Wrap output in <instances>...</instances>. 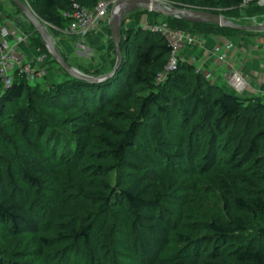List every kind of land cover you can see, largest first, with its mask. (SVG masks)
<instances>
[{
    "label": "trees",
    "instance_id": "obj_1",
    "mask_svg": "<svg viewBox=\"0 0 264 264\" xmlns=\"http://www.w3.org/2000/svg\"><path fill=\"white\" fill-rule=\"evenodd\" d=\"M29 1L36 7L37 17L59 29L68 21L61 13L69 10L72 3L90 8L99 2ZM193 2H198L199 9L214 13L217 12L202 6L209 4L238 11L236 15L224 16L240 25L250 24L251 17L259 22L264 16V6H258L255 1L245 8L240 7V0ZM165 19L174 25L232 34L226 37L229 39L259 33L174 17ZM101 28H107V24ZM27 35L31 46L46 54L47 63L53 61L39 34L34 30ZM69 36L77 44L78 38ZM112 48L114 50L113 44ZM120 48L122 63L109 80L87 83L62 71L67 79L47 88L49 95L43 100L37 91L42 83L28 85L15 76L10 88L0 96V119L4 108H8L10 114L4 119H9L10 126L18 127L21 140L15 146L0 129V233L10 237H34L40 234L47 218L40 215L42 210L52 214L50 208L71 207L78 215L63 218L53 237L34 239L35 247L30 254L39 258L44 248L54 242H73L83 250L84 260L79 264H110L98 252L100 234L109 229L110 215L117 209L124 220L114 223V234L126 243L122 250L129 251L132 264H204L206 256L210 258L207 264H264V224L249 231L250 218L264 220V100L242 97L208 83L193 64L186 62H180L177 69L157 85L156 78L170 53L166 40L158 33L140 27L124 37L121 32ZM139 88H143L146 95L140 100L136 113L127 115L124 122H119L117 132H110L102 139L103 151L97 157L104 166L81 170L86 156L84 140L92 127L90 120L110 106V103L103 105L104 95L109 89H121L125 103H129ZM67 96L73 97V104L66 105ZM44 101L55 102L59 110L72 107L70 120L77 142L70 162L65 155L57 156L56 151H46L43 147L34 151L33 139H39L47 131L46 142L57 139L40 116L39 108ZM87 112L93 113L85 114ZM63 161L68 169L62 165ZM56 169L59 175H54ZM111 170L117 172L115 185L107 178ZM195 174L213 175L212 182L222 201V215L203 218L192 225L194 233L205 232L211 236L212 248L210 252L202 250L190 237L177 232L175 239L183 247L171 257L164 256L173 229L169 219L179 220L182 213L170 212L166 206L180 193L172 198L161 190V184L171 180L175 188L178 179L191 182ZM5 178L11 189L5 184ZM64 178L69 181L72 178L75 187L89 191H78V196L70 203L60 185ZM18 187L25 197H19L17 190L15 193ZM191 188L198 191L195 185ZM179 189L183 188H176ZM15 255L22 256L19 250ZM69 260L62 257L61 264H69Z\"/></svg>",
    "mask_w": 264,
    "mask_h": 264
},
{
    "label": "rangeland",
    "instance_id": "obj_2",
    "mask_svg": "<svg viewBox=\"0 0 264 264\" xmlns=\"http://www.w3.org/2000/svg\"><path fill=\"white\" fill-rule=\"evenodd\" d=\"M22 1L26 5H28L30 9L38 16L36 7H34L29 0ZM161 1H165L179 7L194 9L200 8V6H197L198 2H193V0H181V2H177L176 0ZM189 3H192V5ZM206 6L209 7L212 11L225 16H233L238 13V11L235 10L233 12L220 9L216 5L205 4L202 7ZM0 14L5 19L13 22L16 26L23 27L26 34H31V32L34 31L27 20L24 18V16L21 14V12L18 11L16 7L8 0H0ZM20 18L23 20L21 21ZM41 21L45 24L48 31L50 32L55 46L59 50L60 54L65 58L66 62L70 66L82 72L94 75H100L102 73L109 72L113 68L112 66H114L115 63V52H113L114 50L111 44L108 25L107 28H101L102 25H100L97 34L86 39V42L84 43V47H86V49L81 48L80 51H78V49L76 48V42L69 38V35L71 34H68L62 28L59 29L48 24L43 19ZM145 25H164L172 30L185 29V31L187 30L186 32L191 31L194 33V35L200 36L201 38L205 36L207 39H212L214 36L219 38H226L227 36L232 35L214 33L205 29H200L199 27L193 28L190 26L184 27L177 24L174 25L172 24V22L169 23V21H167L165 17L148 14L147 11L138 9L125 14L122 24V37L126 36V34L130 30H134L137 27L141 28ZM234 38L237 40L238 47H242L243 45L245 48L257 49V43L259 42L258 40L261 38V40L264 39V33L259 32L258 34H251L244 37ZM238 42L243 43L241 45ZM47 65L48 68L44 78L42 79V84L37 88V91L41 93L40 97L43 100H47V97L49 95L47 88L50 89L54 84L60 83L67 79L65 74H63L62 70L59 68V65L54 60H48ZM194 67L198 69L195 65ZM161 73L162 70L160 74ZM224 78V85H227V77L224 76ZM165 79L166 76L159 82H157L156 80V84H162ZM208 83L211 82L208 81ZM120 91L121 89H109L104 95L103 105H107L108 103H110V106L107 105L103 114L94 115L90 120L92 127L90 134L86 136V139L84 140L86 156L80 165L81 170H96L98 166H104V164L98 161L97 157L103 151L102 139L110 132H117L119 122H124V118H126L127 115L136 113V110L140 105V100L143 99V97L146 95V91L143 88H139L135 91L133 99L130 100L129 103H125L126 100L124 99V96L122 95V93H120ZM235 93L239 96L241 95V93ZM256 97L264 100L263 94ZM67 98L68 99H66V105H71L74 103L72 102V96H67ZM78 102L81 101L78 100ZM42 103L43 105H41V107L39 108L40 116L47 121L48 130L54 132L57 139L55 142H46L48 139L47 131L39 139H33L32 145L34 151H38L40 147H43L46 149V151H56L57 156L60 154L62 156L65 155V157H67V161L70 162L72 160V154H74V151H76L77 142V138L72 128L73 125L70 120V115L73 113V110H71L72 107H69L68 109V106H66L64 110H59V105H57L55 102L47 104V102L44 101L41 102V104ZM94 110H96V107ZM2 113L3 114L0 119V129L3 134L10 137L14 142V145L17 146L21 143L18 131L19 129L18 127L10 126V124H8L9 119H4L7 118L6 116L10 114L8 108H4ZM90 113L92 114L93 112H87L85 114L90 115ZM115 121H118V123H116ZM1 139L2 138H0V143L2 141ZM64 161H66V159ZM1 162L2 161L0 158V164H2ZM64 164L65 162L62 163L65 168L66 164ZM256 168H259V166H256ZM58 171L59 170L57 169L54 170V175H59ZM69 176L71 175L69 174ZM212 176L213 175L211 174L203 176L195 174L192 176L193 181L191 182H184L181 179H178L175 188H173L175 183L173 182L174 184H172L171 180H167L161 184V190L172 198L175 197V194L180 193V195H178L173 202L167 203L166 206L170 212L182 213V218H180L179 220H177L176 218L169 219V223L173 225V229L171 231V242L163 253L164 256L166 255L167 257H171L177 250L183 247V244L175 239V233L177 232L187 235L192 239L193 244L199 245L202 250L210 252L209 250L212 248L211 236L205 232L200 234L194 233L192 230V225L199 222L203 218L206 219L214 217L217 214H223L220 194L216 186L212 182ZM107 178L111 185H115L117 180V172L114 170L109 171L107 174ZM60 183L62 189H64L63 196L65 195L70 203H73V198L78 196V191H89V189L87 188L81 189L78 188L79 186L75 187V183H73L72 178L71 181L64 178ZM5 184L8 188H10L11 184L7 178H5ZM192 185H195L198 191H195L193 188H191ZM177 187H181L183 189L176 190ZM16 190L19 197H25L23 192L18 191L19 187L15 189V193ZM49 208L50 207L47 206V210ZM116 210L117 209H113L112 211L114 212V214L110 215L108 225H111L110 227H108L109 229H107L106 232L100 234L101 245L99 246L98 252L102 257H104L106 261L108 260L110 264L115 261L122 264H132V261L129 258L130 256L129 254H127V252L129 251L126 252L125 250H122V247H124L126 243L122 241V239H119L118 235L114 234L116 232L114 223L124 220V218H122L120 213ZM37 211H39V209H37ZM45 211L42 210L40 212V215L47 218L42 225L40 234H37L34 237L28 235H24L21 237H10L0 233V264H61L62 257L65 256L70 259L69 264H79L81 261L83 262V250L80 248V245L74 244L73 242H54L50 246L44 248V254L39 258H36V256L33 254H30L31 249L35 247V245H33L34 242H32L34 239H37L40 236H44L47 238L53 237L54 235H56L57 229L59 228V223L63 218H75L78 215L75 211L71 210V207L60 208L59 206L58 208H50L52 214H48V212L46 213ZM111 219L113 221H111ZM263 224V219L250 218L251 228L249 231H253L254 226ZM28 245L30 246L29 248ZM18 250L20 254H22L21 257L15 255L16 251ZM206 257L207 258L203 262L204 264H207L210 261V258L208 256Z\"/></svg>",
    "mask_w": 264,
    "mask_h": 264
},
{
    "label": "built area",
    "instance_id": "obj_3",
    "mask_svg": "<svg viewBox=\"0 0 264 264\" xmlns=\"http://www.w3.org/2000/svg\"><path fill=\"white\" fill-rule=\"evenodd\" d=\"M115 0H101L93 7H85L72 3L67 11H62V16L66 18L67 24L62 28L65 32L75 35L78 38L76 48L80 51L84 47L88 36L99 31V26L107 24L109 9ZM252 1L263 7L264 0H240V7H247ZM250 24L256 23V18H250ZM142 30H149L160 34L170 47V53L162 69V73L156 78L159 82L168 73L177 69L181 62V52L191 49L200 44L201 37L183 30L170 29L164 25H145ZM22 44H29L28 35L19 32L18 29L9 25L7 19L0 14V96L12 85L15 76L24 80L28 85H36L42 82L48 65L47 56L39 53L38 48H32L33 53L28 58L26 52L21 49ZM233 49L232 43H227L224 49L214 47L216 61L226 64L229 54ZM48 51V50H47ZM194 64L193 59L188 62ZM202 77L212 83L213 77L209 71L196 69ZM227 85L233 92L242 93L245 88V80L237 71H230L226 74ZM264 95V85L261 90Z\"/></svg>",
    "mask_w": 264,
    "mask_h": 264
},
{
    "label": "water",
    "instance_id": "obj_4",
    "mask_svg": "<svg viewBox=\"0 0 264 264\" xmlns=\"http://www.w3.org/2000/svg\"><path fill=\"white\" fill-rule=\"evenodd\" d=\"M21 12L29 24L39 34L52 59L60 66L61 70L70 77L85 81L87 83H99L111 79L122 63V52L120 48L122 24L125 14L133 10H145L157 13L165 17H174L183 21L193 23H209L219 27L242 29L252 32H264V16L259 22L252 24H237L222 14L194 8L179 7L161 0H115L109 9L108 28L115 52V63L113 68L104 74L93 75L84 73L70 66L62 57L55 46L50 32L45 24L22 0H9Z\"/></svg>",
    "mask_w": 264,
    "mask_h": 264
},
{
    "label": "crops",
    "instance_id": "obj_5",
    "mask_svg": "<svg viewBox=\"0 0 264 264\" xmlns=\"http://www.w3.org/2000/svg\"><path fill=\"white\" fill-rule=\"evenodd\" d=\"M22 20L23 19H21V21ZM7 21L9 25L18 29L19 32L25 31L23 27L16 26L8 19ZM261 39L258 40L257 49H254L245 48L242 45L243 42H238L242 45V47H238L236 39L219 38L215 36L212 39H207L204 36L201 38L200 44L181 52V62H190L193 59L194 65L197 68L203 71H209L212 74V84L218 85L223 90L232 93L235 92L231 91L228 85H224V76L226 77L227 72L232 70L237 71L245 80V88L240 96L256 97L261 95L260 92L264 85V39ZM227 43L233 44V49L229 54V60L226 64L219 63L216 61L217 55L214 51V47L218 46L220 49H224ZM32 48L30 43L21 45V49L26 52L28 58L31 57L33 53Z\"/></svg>",
    "mask_w": 264,
    "mask_h": 264
}]
</instances>
